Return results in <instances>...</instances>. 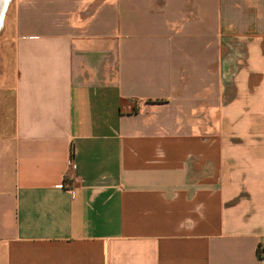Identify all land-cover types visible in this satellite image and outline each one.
<instances>
[{
  "label": "crops",
  "instance_id": "crops-1",
  "mask_svg": "<svg viewBox=\"0 0 264 264\" xmlns=\"http://www.w3.org/2000/svg\"><path fill=\"white\" fill-rule=\"evenodd\" d=\"M0 264H264V0H4Z\"/></svg>",
  "mask_w": 264,
  "mask_h": 264
},
{
  "label": "rangeland",
  "instance_id": "rangeland-1",
  "mask_svg": "<svg viewBox=\"0 0 264 264\" xmlns=\"http://www.w3.org/2000/svg\"><path fill=\"white\" fill-rule=\"evenodd\" d=\"M12 34H13V27H12V22L10 20H8L6 23V36H4L5 31L1 24L0 26V53H3L4 47H6L5 43L9 41V38L11 37Z\"/></svg>",
  "mask_w": 264,
  "mask_h": 264
},
{
  "label": "bare ground",
  "instance_id": "bare-ground-1",
  "mask_svg": "<svg viewBox=\"0 0 264 264\" xmlns=\"http://www.w3.org/2000/svg\"><path fill=\"white\" fill-rule=\"evenodd\" d=\"M4 11H5L4 0H0V26H1V23H2Z\"/></svg>",
  "mask_w": 264,
  "mask_h": 264
}]
</instances>
